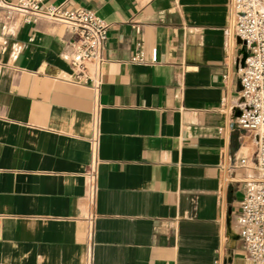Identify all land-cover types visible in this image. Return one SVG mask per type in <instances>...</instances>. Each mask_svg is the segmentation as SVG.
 Instances as JSON below:
<instances>
[{
	"label": "crops",
	"instance_id": "crops-1",
	"mask_svg": "<svg viewBox=\"0 0 264 264\" xmlns=\"http://www.w3.org/2000/svg\"><path fill=\"white\" fill-rule=\"evenodd\" d=\"M229 2L46 0L108 24L98 86L72 81L64 23L0 12V264H250Z\"/></svg>",
	"mask_w": 264,
	"mask_h": 264
},
{
	"label": "built area",
	"instance_id": "built-area-1",
	"mask_svg": "<svg viewBox=\"0 0 264 264\" xmlns=\"http://www.w3.org/2000/svg\"><path fill=\"white\" fill-rule=\"evenodd\" d=\"M264 0H230V42L240 40L238 57L240 72V105L230 107L227 114L234 115V125L250 133L256 144L253 167L259 176L247 180L246 191L237 216L238 237L250 264H264ZM0 12L5 21L18 14L26 22L40 19L64 23L73 35L70 65L74 71L72 81L80 84L101 83L103 50L107 41L108 24L86 7L67 9L47 4L46 0H0ZM156 59V50H154ZM134 59L139 60L140 57ZM239 110L234 114L235 109ZM223 169L236 167L228 162L223 151ZM239 159L237 166L246 165ZM226 180V177L224 178ZM215 264H226L225 248L217 253Z\"/></svg>",
	"mask_w": 264,
	"mask_h": 264
},
{
	"label": "bare ground",
	"instance_id": "bare-ground-1",
	"mask_svg": "<svg viewBox=\"0 0 264 264\" xmlns=\"http://www.w3.org/2000/svg\"><path fill=\"white\" fill-rule=\"evenodd\" d=\"M261 8H264V6L262 5Z\"/></svg>",
	"mask_w": 264,
	"mask_h": 264
},
{
	"label": "water",
	"instance_id": "water-1",
	"mask_svg": "<svg viewBox=\"0 0 264 264\" xmlns=\"http://www.w3.org/2000/svg\"><path fill=\"white\" fill-rule=\"evenodd\" d=\"M239 42H240V40H239Z\"/></svg>",
	"mask_w": 264,
	"mask_h": 264
}]
</instances>
